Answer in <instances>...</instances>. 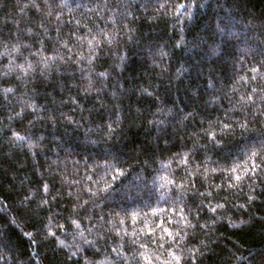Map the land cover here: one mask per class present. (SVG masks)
I'll list each match as a JSON object with an SVG mask.
<instances>
[{
    "label": "trees",
    "instance_id": "16d2710c",
    "mask_svg": "<svg viewBox=\"0 0 264 264\" xmlns=\"http://www.w3.org/2000/svg\"><path fill=\"white\" fill-rule=\"evenodd\" d=\"M0 264H264V0H0Z\"/></svg>",
    "mask_w": 264,
    "mask_h": 264
}]
</instances>
